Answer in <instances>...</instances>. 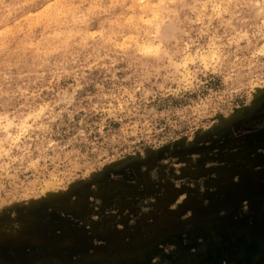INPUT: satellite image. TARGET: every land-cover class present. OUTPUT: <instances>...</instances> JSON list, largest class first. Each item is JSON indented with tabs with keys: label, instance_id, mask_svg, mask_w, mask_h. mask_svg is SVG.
<instances>
[{
	"label": "clouds",
	"instance_id": "1",
	"mask_svg": "<svg viewBox=\"0 0 264 264\" xmlns=\"http://www.w3.org/2000/svg\"><path fill=\"white\" fill-rule=\"evenodd\" d=\"M256 109L264 0H0V238L47 185Z\"/></svg>",
	"mask_w": 264,
	"mask_h": 264
},
{
	"label": "rangeland",
	"instance_id": "2",
	"mask_svg": "<svg viewBox=\"0 0 264 264\" xmlns=\"http://www.w3.org/2000/svg\"><path fill=\"white\" fill-rule=\"evenodd\" d=\"M92 171L91 181L53 182L46 190L62 194L7 213L17 235L0 238V264L264 261V109Z\"/></svg>",
	"mask_w": 264,
	"mask_h": 264
}]
</instances>
